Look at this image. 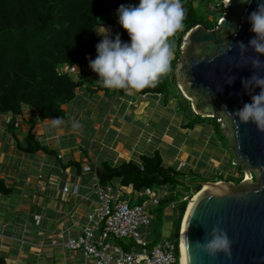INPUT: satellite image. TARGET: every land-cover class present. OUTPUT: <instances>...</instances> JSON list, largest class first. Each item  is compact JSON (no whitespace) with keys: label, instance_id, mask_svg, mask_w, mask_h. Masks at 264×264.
<instances>
[{"label":"crops","instance_id":"0c3cea01","mask_svg":"<svg viewBox=\"0 0 264 264\" xmlns=\"http://www.w3.org/2000/svg\"><path fill=\"white\" fill-rule=\"evenodd\" d=\"M109 15L102 17V21H116V17ZM100 27L94 29L97 41L100 36L96 31H100ZM104 27L109 29L111 37V28ZM179 34L184 36L177 31L169 37L173 48ZM174 58L173 54L170 70L158 81L171 83L179 99L189 103L176 79L177 60L174 62ZM77 66L76 72L69 76L73 81L83 83L76 89L74 98L61 107L64 117L59 125H53L52 119L39 120L28 108H24L22 115L14 121L10 116L0 115V180L13 192L8 197L0 195V254L5 257L6 264H93L79 251H70L64 246L68 239L82 235L86 216L97 206L93 171L84 173L86 166L96 169L102 163L111 167L122 162L139 163L142 157L157 152L166 166L175 167L188 177L192 174L203 176L198 166H189L201 163L197 158L204 152L200 136L207 132L204 129L208 126L189 128L187 117L193 116L182 113L181 101L177 102L173 97L165 103L162 94L106 88L96 81L98 77L89 69L87 61ZM149 87L152 86L142 89ZM190 110L193 113L191 107ZM77 123L79 127L74 126ZM194 129L197 134L190 144ZM29 133L54 155L24 154L20 145ZM212 134L214 137L213 130ZM189 156L195 161L188 163ZM40 174L41 179L38 178ZM221 175L213 173L210 178ZM67 184L76 185L77 193L64 195ZM129 185H121L115 180L103 187H121L122 191L124 188L121 198L130 205L147 202L145 196L136 194L145 189H126ZM158 189L162 199L167 190ZM172 211H165L162 237L172 235L173 222L168 219L172 218ZM34 216L40 217L37 225ZM155 227L153 222L142 233L148 247L159 241L154 237Z\"/></svg>","mask_w":264,"mask_h":264},{"label":"trees","instance_id":"16d2710c","mask_svg":"<svg viewBox=\"0 0 264 264\" xmlns=\"http://www.w3.org/2000/svg\"><path fill=\"white\" fill-rule=\"evenodd\" d=\"M222 2L198 0V5H204L201 10H197L195 0H182L185 18L179 33L185 34L199 25L206 30L215 29L219 19L224 17ZM135 3L137 0H0V115L10 116L14 121L22 115L24 108H28L39 120L63 119L61 107L74 98L76 89L83 82H75L69 75H59L57 68L61 65L77 66L87 61L86 57L94 58L95 45L98 43L94 29L101 25L111 28V36L119 33L121 40L127 41V33L116 21H102L101 18L115 14L121 4ZM208 9L214 12L210 19L205 11ZM181 36L179 34L176 47L173 48L174 62L180 54ZM171 86L168 81H157L152 87L135 90L140 94H162L165 103L174 97L177 102H182V113L193 116L187 117L189 128L212 126L214 135L220 141L225 140L220 134L221 125L217 118L194 115L190 104L182 97L179 99L171 91ZM20 148L27 155H36L38 152L54 155L30 133ZM236 168L239 170L240 167ZM95 176L100 186L118 180L121 185L131 184L136 191L150 187L166 189L167 194L160 200L156 210L155 220L157 218L160 224L154 228V237L155 240L160 238L165 211L173 209L176 214L171 220V239L176 245L187 207V199L183 200L185 194L200 190L198 186H189L191 183L188 180L193 178L211 183L225 181L235 185L242 180V175L233 180L224 175L210 179L194 174L188 177L175 167L166 166L157 152L142 157L139 163L122 162L116 167L102 163L95 169ZM12 194V189L0 180V195L8 197ZM115 243L121 246V241ZM122 248L127 250L124 246ZM0 264H6L1 254Z\"/></svg>","mask_w":264,"mask_h":264},{"label":"water","instance_id":"95a60500","mask_svg":"<svg viewBox=\"0 0 264 264\" xmlns=\"http://www.w3.org/2000/svg\"><path fill=\"white\" fill-rule=\"evenodd\" d=\"M223 5L224 17L215 29L199 25L184 34L176 79L194 114L215 117L221 123L229 135L234 164L249 174L256 171L258 176L255 184L242 180L237 185L224 181L192 183L200 190L181 220L180 260L183 245L184 264H264V131L229 115L250 100L241 79L253 71L249 60L254 53L248 49L241 56L235 44L247 43L252 36L246 17L256 7V0L247 6L239 0L223 1ZM231 27H236L235 35ZM258 74L264 75V71ZM230 77L235 78L231 83ZM204 185L209 187L202 189ZM213 227L227 235L230 257L223 252L209 255L197 247V243L204 245L211 239Z\"/></svg>","mask_w":264,"mask_h":264},{"label":"clouds","instance_id":"9594fccd","mask_svg":"<svg viewBox=\"0 0 264 264\" xmlns=\"http://www.w3.org/2000/svg\"><path fill=\"white\" fill-rule=\"evenodd\" d=\"M239 3L247 6L252 0H239ZM115 16L128 40L122 41L119 33L110 37L109 29L101 25L100 31H96L100 36L95 45L96 55L86 57L89 69L97 75L96 81L106 88L154 86L160 76L170 70L174 45L169 37L183 28L185 9L182 0H137L135 4L119 5ZM246 22L252 36L247 43L237 41L235 46L241 56L248 49L254 53L249 60L253 71L246 79H241L242 88L250 95V100L228 113L232 118L242 123L252 122L258 131H264V75L258 74L264 71V60L260 59L264 57V0H256V7L248 12ZM230 29L235 35L236 27ZM234 79L230 77L228 82ZM51 123L59 125L62 121L56 117ZM74 126L79 127V124ZM197 247H202L209 255L223 252L225 257H230V241L216 227L211 230V239L204 245L197 243Z\"/></svg>","mask_w":264,"mask_h":264},{"label":"built area","instance_id":"2783aa9c","mask_svg":"<svg viewBox=\"0 0 264 264\" xmlns=\"http://www.w3.org/2000/svg\"><path fill=\"white\" fill-rule=\"evenodd\" d=\"M77 67L61 65L57 72L59 75H72ZM89 171H93L94 175L93 188L97 196V206L86 216L82 235L68 239L64 243L65 248L79 251L84 259L92 261L93 264H180L179 240L176 245L171 236L162 237L152 247H148L144 234L139 232V228L148 230L154 222L163 196L161 191L158 188H146L143 193L135 192L148 200L142 204L130 205L125 198H121L124 188L122 191L121 187L111 189L100 186L95 169L89 166L83 168L84 173ZM38 178L41 179L42 175ZM131 187L129 185L126 189ZM77 190L76 185L67 184L63 194H76ZM185 199L186 197L183 200ZM33 221L37 225L40 217L34 216ZM117 240L123 241L127 250L116 244Z\"/></svg>","mask_w":264,"mask_h":264},{"label":"rangeland","instance_id":"374dc122","mask_svg":"<svg viewBox=\"0 0 264 264\" xmlns=\"http://www.w3.org/2000/svg\"><path fill=\"white\" fill-rule=\"evenodd\" d=\"M197 2H198V0H195L196 5H197ZM203 5H204V3H201V5H198V6H200V8L198 6H196L197 10H201V7ZM206 12H207V16L209 19H210V17H213L214 12L212 11V9H210L209 11H206ZM103 17L105 18L106 16H103ZM109 17L115 18L116 16L111 14V15H109ZM220 20L221 19H219V21ZM182 38H183V36H182ZM176 72H177V69H176ZM181 88H182V86H181ZM171 91L176 94V91L174 90V88H172V86H171ZM220 125H221V123H220ZM210 127H212V126H210ZM210 127H208V128H210ZM208 128H205L204 131H207V132H205L204 134H202V136H200V138H202L201 139L202 140L201 146H202V150L204 152H203V155L202 154L200 156L197 155V158L200 160L201 163L198 165L196 163H193V165L189 166V167L197 168V166H198L199 170L201 169L200 171L203 174L202 178H205V179L210 178V176L213 173H220L222 175H225L226 177L229 176L232 180L238 179L239 176L242 175V181H244L245 175L248 172L242 171L241 167L239 168L240 171L237 170L236 166H238V165L234 164V162L232 161L233 155H232L230 149H228V146L230 145L229 141H228L229 135L227 133H224L223 128L221 126L220 134H221V136L224 137L225 140L220 141V139L218 138L217 135L216 136L214 135V137H213L211 128L209 130H208ZM196 134H197V131H196V129H194V133L192 136H190V139H189L190 144L193 143V136H196ZM199 141H200V139L195 142V145H197V142H199ZM211 148H212V150H211ZM195 154H200V153H195ZM194 161H195V159L193 156L187 157L188 163H192ZM214 162H217V163L214 164ZM186 165H187V163H186ZM250 174L252 177L251 181H252V183L255 184L258 173L256 171L252 170V171H250ZM188 181H189L188 183L202 182V181L197 180V179H190ZM192 186L195 187V185H192ZM195 194L196 193H194V192L185 194L186 199H187V204ZM170 213L172 215L176 214L175 211L174 212L172 211ZM168 219L172 220V218H168ZM154 223L158 226L160 224L158 222L157 218H156V221H154ZM171 223H172V221H171ZM163 224H164V222L161 224V230H163V226H164ZM139 232L143 233L144 229L139 228ZM161 238H162V236H160L159 240ZM122 243H123V241H121V244Z\"/></svg>","mask_w":264,"mask_h":264},{"label":"bare ground","instance_id":"6f19581e","mask_svg":"<svg viewBox=\"0 0 264 264\" xmlns=\"http://www.w3.org/2000/svg\"><path fill=\"white\" fill-rule=\"evenodd\" d=\"M224 3L227 4V0H224ZM244 181H251V174L247 173L245 175V180ZM209 186L208 185H204L202 189H207ZM196 195H194L191 200L188 202V206H190L194 200ZM180 264H184V250H183V245H182V256H181V260H180Z\"/></svg>","mask_w":264,"mask_h":264}]
</instances>
